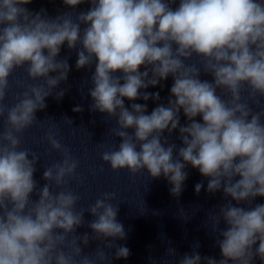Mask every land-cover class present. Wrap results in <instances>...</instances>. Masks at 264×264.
Segmentation results:
<instances>
[{"label":"clouds","instance_id":"9594fccd","mask_svg":"<svg viewBox=\"0 0 264 264\" xmlns=\"http://www.w3.org/2000/svg\"><path fill=\"white\" fill-rule=\"evenodd\" d=\"M31 2L0 0V118L6 116L0 130V264H110L111 249L116 259L131 254L115 243L127 238L117 220L119 204L112 203L115 193L77 209L81 195L68 185L78 179L79 161L55 133L44 139L62 159L44 168L42 186L34 179L39 155L21 148L22 134L40 121L36 113L47 107L46 98L59 89L60 100L67 91L59 88L70 71L67 58L58 59L65 44L76 50L78 70L95 64L89 110L115 119L109 131L120 143L101 153L104 163L113 171L163 176L174 197L181 195L191 165L208 178L207 192L231 198L208 213L211 227L206 223L218 234L222 258L193 251L178 264H253L256 258L264 264V204L252 206L264 197V0H179L175 8L177 0H62L71 9L85 2L91 7L55 18L43 9L30 11L25 5ZM18 68L44 83L27 86L9 107L4 103L9 77ZM169 77L166 105L150 114L146 103L125 106V99L158 101V92L141 90ZM63 120L73 125L67 116ZM175 130L179 147L169 142ZM203 187L197 183L195 191ZM241 203L248 207L237 206ZM85 212L94 217L87 224L91 236L76 234ZM93 240L100 245L85 254L81 245ZM176 255L168 247L166 256Z\"/></svg>","mask_w":264,"mask_h":264}]
</instances>
